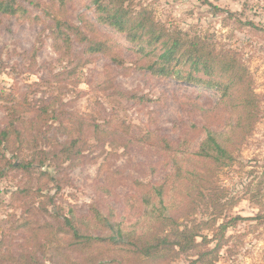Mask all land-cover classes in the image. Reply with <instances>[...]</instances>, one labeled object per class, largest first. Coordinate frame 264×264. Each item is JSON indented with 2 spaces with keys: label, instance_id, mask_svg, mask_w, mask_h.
<instances>
[{
  "label": "rangeland",
  "instance_id": "obj_1",
  "mask_svg": "<svg viewBox=\"0 0 264 264\" xmlns=\"http://www.w3.org/2000/svg\"><path fill=\"white\" fill-rule=\"evenodd\" d=\"M210 1L235 15L201 0L130 2L232 59L239 85L232 98L139 68L125 36L98 23L93 0H19L25 13L0 12V128L14 121L0 145V264H190L217 245L214 264H264V222L253 218L264 215V0ZM92 28L120 60L85 53L89 43L75 36L79 30L92 41ZM60 31L70 46L55 44ZM248 93L258 105L253 123L240 122ZM208 130L222 135L228 165L196 154ZM166 179L169 216L155 221L145 200L157 202ZM98 213L146 242L189 226L210 243L153 262L127 247L88 249L50 236L64 217L102 235ZM236 216L252 219L216 232Z\"/></svg>",
  "mask_w": 264,
  "mask_h": 264
},
{
  "label": "trees",
  "instance_id": "obj_2",
  "mask_svg": "<svg viewBox=\"0 0 264 264\" xmlns=\"http://www.w3.org/2000/svg\"><path fill=\"white\" fill-rule=\"evenodd\" d=\"M130 1L132 0H93V4L98 23L105 24L125 36L138 61L135 64H138L139 68L148 71L153 76H173L178 82L222 89V98H232V89L239 87L237 72L231 66L232 59L227 58L224 53L217 52L215 46L202 36L190 35L178 27L169 28L156 21L153 13L147 8L134 9V4ZM201 1L210 5L216 12L226 11L229 16L235 15L230 10H224V8L214 5L210 0ZM25 11L19 5V0H0L1 13L17 15L20 12L25 13ZM64 23L60 22L59 25ZM68 29L73 30L74 26H69ZM75 37L83 43H89V46L85 48L86 54L93 56L97 53H105L110 55L111 60H120L117 55L113 56L111 53L116 48L115 44L109 38H102L98 35L94 28H92V41H89L90 39L79 30ZM60 40L70 46L68 34L60 31L55 36V44H59ZM59 49L62 48L58 47L57 50L59 51ZM242 83L240 82L241 85H243ZM251 97L250 93L242 94L240 109L244 111V115L240 122L253 123L257 117L258 105L256 100ZM45 113H47L46 108ZM13 125L14 121L11 120L8 126L0 128V145L10 138ZM95 128L97 130L101 128V125L96 123ZM164 142L163 149L170 154L172 146L168 140L164 139ZM196 154L201 158L211 159L217 166H226L233 161L231 153L222 140V135L215 134L211 130L207 131V138L202 141ZM174 161V165L179 167L177 160ZM9 163L16 168L22 167L21 162L18 164ZM166 182L167 179L157 187V202H154L150 197L145 200V204L151 207L148 215L155 221H166L169 216L164 205L163 184ZM95 217L94 220L103 225L104 233L102 235H87L70 218L64 217L63 224L58 230L51 232L50 236L81 248L89 249L102 244L127 247L128 253L153 262L166 257L175 259L180 254L210 243L207 236L200 234V227L184 226V229L175 227L174 230H171L172 234L146 242L143 236L124 231L118 224L102 217L99 213ZM253 218L261 219L264 222L263 214H258ZM243 219L252 218L236 216L219 224L216 232H221L224 235L229 227L235 226L239 220ZM171 222L176 223L175 220H171ZM198 237H202L201 242H197ZM219 248L220 245H217L213 249L200 251L198 256L190 261V264H214L219 257ZM23 259L26 260V257ZM30 263H34V261Z\"/></svg>",
  "mask_w": 264,
  "mask_h": 264
}]
</instances>
